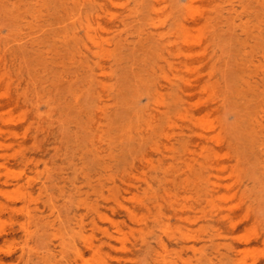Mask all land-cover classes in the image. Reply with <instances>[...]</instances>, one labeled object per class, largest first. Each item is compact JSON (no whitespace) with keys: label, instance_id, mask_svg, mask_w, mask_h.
Masks as SVG:
<instances>
[{"label":"rangeland","instance_id":"obj_1","mask_svg":"<svg viewBox=\"0 0 264 264\" xmlns=\"http://www.w3.org/2000/svg\"><path fill=\"white\" fill-rule=\"evenodd\" d=\"M73 1L0 0V100L17 99L0 109V131L17 124L15 136L0 133V264H63L70 226L78 225L72 209L82 202L84 224L94 219L114 234L99 210L132 239L114 200L125 182L134 189L143 177L162 180L191 206V230L230 243L227 222L210 219L209 208L199 213L200 179L209 171L241 187L221 191L235 205V234L263 231L264 155L256 142H264V0H159L154 25L151 0H98L108 10L99 17ZM159 34L171 66L158 58ZM140 153L146 164L135 160ZM167 218L174 229L176 219ZM108 242L114 246L103 244L104 252L121 253L118 241ZM203 242L200 256L181 252L178 263L230 264L223 246Z\"/></svg>","mask_w":264,"mask_h":264},{"label":"bare ground","instance_id":"obj_2","mask_svg":"<svg viewBox=\"0 0 264 264\" xmlns=\"http://www.w3.org/2000/svg\"><path fill=\"white\" fill-rule=\"evenodd\" d=\"M108 3H113L112 0H102ZM193 1V0H189ZM263 1V0H258ZM74 7L78 5L90 4L89 14L91 16L99 17L102 13H107L105 9V3L99 2L98 0H74ZM161 2L159 0H151L148 3V17L151 20V24L154 25V20L158 16L162 8L159 7ZM73 9V8H72ZM188 9V7H186ZM69 10V9H67ZM77 10H79L77 8ZM63 12H68L63 11ZM63 17V16H62ZM196 20H194L195 22ZM181 29L184 28L183 24L179 26ZM90 25L86 24L84 30L86 31V37L91 41L92 45L95 46L97 41L89 36ZM151 33V32H150ZM154 36V34H152ZM158 41L162 46L160 50V56L162 64L171 66L173 62L168 60L169 46L162 41V34L158 35ZM37 42H33L32 46L36 47ZM40 51L39 49H36ZM87 52L93 56L98 55V51L92 48H87ZM170 54V53H169ZM173 56V54H172ZM163 66L159 65L156 71H162ZM95 71L96 69H91ZM155 71V72H156ZM166 79V77H164ZM183 91V90H182ZM17 103V99L6 96L3 101L0 100V109L7 108ZM3 115V114H2ZM164 118L167 117L168 113L165 111L159 113ZM89 120L92 121L90 115ZM201 118H197L196 123L200 122ZM4 131H0L2 134L15 136L16 121H9ZM85 126V125H84ZM210 130L201 131L196 134L198 140L207 139ZM212 137L208 138L211 139ZM92 144V141H91ZM256 146L259 148V152L264 155V142H256ZM1 147V144H0ZM91 149L90 143L87 147ZM141 165L146 164V154L140 153L135 158ZM138 168L136 163H131L129 167L130 172ZM219 174V173H217ZM200 183L201 191V202L198 203L199 213L206 215V209L209 208L207 216L214 221H224L229 225L228 235L229 238L235 239L230 243H220L211 239L209 235L201 234V229L197 231L191 230L194 218L191 215L192 208L190 205L183 203L184 200H178L177 196L173 193L171 188L163 184L162 180L155 179V182L149 178L143 177L134 189H131V183L125 182L120 188L119 197L114 200V205L118 208L125 217L132 223L133 228L131 229L132 239L127 238V234L119 227V223L112 220L108 215L96 210L97 218L100 222L108 221L113 224L115 233L110 234L107 229L102 225H99L94 219L89 220L88 225L92 226L91 232L87 233L84 231L86 224H84V216L81 211L87 210L85 203H79L75 208L72 209L71 221H75L77 226H70L69 239V256L64 257L63 264H179L178 261L181 259V252L190 251L194 256L200 254V248L198 245L203 242L202 237H209L208 241L212 245L223 246L230 256V264H264V230L263 231H247L241 235H236V223L231 220L230 215L235 209V205H232L231 201L221 194L224 189L225 192H233L231 195H235L240 191L239 185H234L229 181H222L218 176H211V172L202 175ZM141 182V184H140ZM155 183L160 184L158 188L162 190L163 195L156 196L154 186ZM154 184V185H153ZM164 207L167 211H164ZM155 211V212H154ZM170 212L171 216L176 219L178 223L173 229L167 222V215ZM102 224V223H101ZM99 231L104 237L108 239L113 238L119 242L120 254L111 256L109 253L103 251V244H110L107 240L100 239L98 242L95 241V232ZM150 239H154V245L149 242ZM169 240L168 242L166 240ZM261 244L263 250L257 251L253 246ZM172 247V250L169 249ZM176 249V250H175ZM172 254V251H174ZM143 257L140 260V257ZM200 256V255H199ZM198 260V259H197ZM186 264H192L191 261H186Z\"/></svg>","mask_w":264,"mask_h":264}]
</instances>
